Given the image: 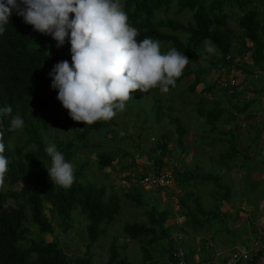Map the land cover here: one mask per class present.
I'll list each match as a JSON object with an SVG mask.
<instances>
[{
	"label": "trees",
	"instance_id": "1",
	"mask_svg": "<svg viewBox=\"0 0 264 264\" xmlns=\"http://www.w3.org/2000/svg\"><path fill=\"white\" fill-rule=\"evenodd\" d=\"M123 3L129 22L139 30V40L145 37L158 39L163 51L175 47L193 63L204 66L199 72L183 73L176 86L194 75V81L189 87V91L194 93L202 84L203 76L213 70L225 74L229 69H239L245 73L247 79L254 81L257 72L248 71L244 64H238V61L248 55L253 65L259 68V73L264 71V8H261L264 3L258 0H123ZM171 13L175 16L171 17ZM237 14H240V35H236L229 25L230 20ZM208 43L215 46V54L205 52V45ZM65 45H70L67 40L62 47ZM62 47L57 48L56 41L51 36L33 31L15 12L10 18V24L6 26L5 33L0 35V107L11 105L12 116L18 114L24 120L22 129L9 131L11 116L0 117V131L4 133L6 148L4 154L10 161L6 174L9 188L0 189V264H93V245L100 241L106 234L107 226L112 225L121 213V198L115 193L108 195L105 185L89 180V162L80 165L76 163L75 152L78 147L75 143H80L84 150L89 149L90 135L110 129L108 122L98 121L91 126L74 122L56 99L57 91L51 88L49 73L59 61L68 60L71 63V54L62 52ZM203 56H207V59H202ZM228 77L230 74H225L224 77L222 75L219 83L228 98L229 107L214 100L212 108L201 105L197 111L201 119H205L210 126V133L215 135L208 138L209 144L215 146L217 142H228L231 152L237 153L238 127L219 132L220 136L215 133L220 131V122L231 124L241 115L245 116V120H255L254 112H249V109L257 99L240 101L244 90H239L236 86L233 92H230V89L222 86ZM261 78L263 79L264 75ZM219 83L206 86L205 91L215 89ZM155 91L158 89L146 92L148 95H145V98H152ZM133 98L136 103H141L137 94ZM151 107L154 115H150V119L162 122L163 105L156 99V103ZM253 125H257V122ZM259 126L257 125L261 132H257L258 139L263 135V129ZM176 129L179 133L178 147L185 151L188 130L180 122L176 123ZM53 130L70 132L71 138L60 140L51 133ZM45 139L49 143H55L65 159L75 167V182L67 190L51 184L46 170V167L50 166V158L44 151ZM169 140V137L163 136V142L158 144L161 154L158 155L155 149V155H152L153 166L158 168L157 171L163 170L167 165L166 159L171 151ZM96 152L98 157L93 165L98 170L102 172L109 168L115 169L117 155ZM230 155L231 153H227V156L222 154L221 159H228ZM125 168L128 167L123 169ZM138 175L145 178L147 173L138 172ZM203 180L212 181L218 189L223 188L220 179L214 175L204 176ZM182 183L184 184V181L181 185ZM132 189L125 194L126 199H131L139 205L145 204L142 187ZM226 189L229 190L230 187ZM192 197L193 194L189 191L179 197L178 213L184 219L187 229L181 228L178 231L186 236L188 232H193L199 235L197 237H201L207 233V230H204L206 226L213 222L218 223L221 205L216 206V210L206 211L200 199L195 198V209H191L188 204ZM230 197L231 192H227L220 200L230 201ZM147 204L150 207V225L141 222L127 223L124 232L131 240L144 241L151 246L167 241L169 259H174L173 251L179 248L173 238V230L177 227L166 225L170 219V211L164 209L161 212L151 203ZM77 212L89 220L86 226L89 251L83 257L68 255L59 239L52 242L45 240L46 235L55 232V225L65 231L71 229ZM198 213L208 218L202 219ZM185 238L183 234L178 236L182 244L186 243ZM181 254L188 262L189 258L182 252ZM261 257L262 254L256 256L252 264H256ZM175 261H178V258ZM205 263L212 264L210 259H206ZM106 264H133L122 257L117 238L110 245ZM141 264L166 262L156 261L155 255L143 245Z\"/></svg>",
	"mask_w": 264,
	"mask_h": 264
},
{
	"label": "rangeland",
	"instance_id": "2",
	"mask_svg": "<svg viewBox=\"0 0 264 264\" xmlns=\"http://www.w3.org/2000/svg\"><path fill=\"white\" fill-rule=\"evenodd\" d=\"M258 1L264 3V0ZM261 8H264V6H261ZM170 16L174 17L175 15L171 13ZM239 18L240 14L234 15L229 22L236 35L242 33ZM61 49L62 52L70 53V45H65ZM238 64H244L248 71L257 72L254 81L247 79L245 73L239 69L236 71L229 69L225 73L235 74L239 78L238 89L245 91L241 94L240 101L250 98L257 99V102L249 109V112H254L255 120H245V116L241 115L231 124L224 121L220 122V131L215 133L220 136L219 132L227 131L235 126L238 127L237 153L231 152V146L228 142H217L215 146L209 144V139L215 135L210 133V126L205 119H201L197 111L201 105L212 108V101L214 100L229 107L228 98L222 92L221 83H219L222 75L224 77L225 74H220L215 70L203 76L202 84L194 93L189 91V87L194 81V75L187 77L180 85L170 89L166 94L159 92V90L155 91L152 98L146 99L145 95H148V93H141L137 90L133 97L137 94L141 98V103H136L134 98L127 102L125 111L108 121L109 131L101 130L90 135L88 138L89 149L84 150L81 148L80 143H75L78 147L75 152L76 163L80 165L88 161L90 164L87 167L89 180L92 183L105 185L108 188V195L115 193L121 198L122 209L120 215L112 225L107 224L106 234L97 244L93 245V264L107 263L110 245L115 238L119 241L122 257L133 264L142 263L143 245L147 246L151 253L155 255L156 261L169 264L170 259L167 251L169 244L167 241L164 240L160 245L151 246L144 243V241L131 240L124 232L127 223L141 222L150 225L148 214L150 207L147 202L156 206L158 211L163 212L164 209L170 211V219L166 225L177 227L176 230H173V238L174 240L177 239L175 242L183 255L189 258L187 259L188 264H206L205 260L208 257L211 261L228 264L231 262V254H233L230 247L237 245L238 240L241 242L239 250H245L250 246L248 250L251 251L252 258H256L259 254L261 246L251 245L252 237L255 236L251 230L256 229L255 232L259 228L262 233L264 232L263 222L259 224L261 220L259 215L261 214L262 220H264V212L261 210L263 213H260L258 209L260 214L258 212L254 214L255 208L253 205L256 207V204L251 199L246 201V204L251 207L253 212L245 213L246 211H242L243 204L238 203L241 200L234 199L233 192L241 189L245 184L246 189L255 187L258 193L264 196V159L261 157L263 150L260 147V141H257L259 138L257 132H261L257 125L264 121V78H261L264 71L261 74L259 73V68L253 65L249 55L242 58V61H238ZM203 67V65L191 62L183 73L188 71L199 72ZM215 82L219 83L218 86L206 92L205 87H210ZM154 94H156V97H154ZM156 99L160 101V105L162 104L164 108L162 122H156L149 117L154 115L151 105L156 103ZM255 121L257 125H253ZM177 122L186 126L188 130L185 151L179 148L177 144L179 139V133L176 129ZM259 127L263 129V137L264 127ZM205 131L207 132L205 133ZM51 133L58 136L60 140L71 138L70 132H54L53 130ZM163 136L170 138L169 148L171 151L167 156V165L164 167V171L173 173L175 176L173 187H150V184L147 185L144 179L139 177L138 172L140 174H150L157 171L158 168L153 166L154 160L151 158L152 155H155V149H157L158 155L161 154L158 144L163 142ZM100 145L101 147H99ZM96 151L117 155L118 162L115 169L109 168L102 172L98 170L93 165L98 157ZM227 153H231L228 156L229 158L222 160L221 155L226 154L227 156ZM124 167L128 168L123 169ZM240 170L243 171L239 173ZM245 171L248 172L249 178H243L244 176L240 178V174H245ZM213 175L220 179L219 181L223 185L222 189H218V186H215L212 181L203 180L204 176ZM127 176L133 178H127ZM250 179L256 180L255 184L250 183ZM182 181H184L183 185H181ZM257 182L259 184H256ZM138 186L142 187L144 191L145 204L143 205H139L137 202L125 197L127 191ZM4 187L9 188L6 180ZM227 187H230V189H226ZM187 191L193 194L188 204L189 208L195 209L193 201L198 198L206 211L216 210L221 205V215L217 218L218 223L212 221V224L206 226L204 230H207V233L201 236L202 239L197 240L196 237L199 235L188 232V236L185 238L186 243L181 244L182 240L178 239V236L180 234L186 236V234L177 231L185 227L184 219L178 213L180 210L179 197L184 196ZM227 192H231V202L225 201V199L221 201L220 199H223ZM248 194L246 193V195ZM156 198H158V201L155 202ZM232 201H235V204ZM225 204L227 205L223 207ZM198 215L202 219L208 218L200 213ZM75 216L76 220L71 229L65 231L60 226L55 225V232L46 235L45 240L52 242L59 239L68 255L83 257L89 251V240L86 236L88 235L86 226L89 220L80 212H77ZM239 217L240 220L237 219ZM33 233L36 234V231ZM251 235L253 236L251 237ZM259 243L261 244V242ZM123 245L126 247H123ZM179 249L178 251H180ZM219 253L221 254L218 255ZM248 263L249 261H247ZM259 263L263 264V261L258 259L256 264Z\"/></svg>",
	"mask_w": 264,
	"mask_h": 264
},
{
	"label": "clouds",
	"instance_id": "3",
	"mask_svg": "<svg viewBox=\"0 0 264 264\" xmlns=\"http://www.w3.org/2000/svg\"><path fill=\"white\" fill-rule=\"evenodd\" d=\"M13 12L33 31L51 36L57 48L66 40L70 44L71 63L62 60L53 66L51 88L68 116L84 125L111 121L125 111L137 90L168 93L192 62L175 47L163 51L158 39L139 40V30L129 22L123 0H0V35ZM205 52L215 54L216 48L208 43ZM230 77L237 78L235 74ZM12 111L11 105L0 107V117L11 116L9 131L22 129L23 118L12 116ZM44 143L51 184L69 189L75 182L74 165L55 143L46 139ZM5 150L0 131V189L9 171Z\"/></svg>",
	"mask_w": 264,
	"mask_h": 264
},
{
	"label": "crops",
	"instance_id": "4",
	"mask_svg": "<svg viewBox=\"0 0 264 264\" xmlns=\"http://www.w3.org/2000/svg\"><path fill=\"white\" fill-rule=\"evenodd\" d=\"M252 120V119H251ZM264 121H262L261 123H260V126H262V127H264ZM254 124H255V122H254ZM260 141V142H259ZM258 142L260 143V147H261V149L263 150V154H261V157H263V159H264V136L263 137H261L259 140H258ZM256 160V159H255ZM236 169H238V168H236ZM243 170H240L239 171V173H241ZM242 176H244L243 178H249V174H248V172H246L245 171V174H240V178H242ZM251 180V179H250ZM252 181V182H251ZM250 181V183H254L255 184V182H256V180H251ZM261 181V180H260ZM260 181H259V183H260ZM258 182L256 183V184H259ZM249 186H251V185H249ZM252 187V186H251ZM246 193H249L248 195H246ZM233 198L234 199H236L237 198V200L239 201V200H241V201H239L238 203H240V204H243V207H247L246 208V210H243L242 209V211H246L245 213H248V212H253V210L251 209V207L250 206H248L247 204H246V201H250L251 199L252 200H254V202H255V204H256V207L253 205V207L255 208L254 210V214H256L257 212L259 213V211H258V209L260 210V213H263L264 212V196L263 195H261L260 193H258V191H257V189L255 188V187H252V188H247L246 189V185L245 184H243V187L241 188V189H239V190H237V191H235V192H233ZM233 199V200H234ZM231 197H230V202H231ZM232 203L233 204H235V201L233 202L232 201ZM228 204V203H227ZM227 204H225L223 207H225ZM231 205V204H230ZM229 206V205H228ZM242 207V208H243ZM231 208V207H230ZM261 210H263V212L261 211ZM256 212V213H255ZM259 213V214H260ZM258 214V215H259ZM260 216V221H259V224H261L262 222V226H264V220H262V218L263 217H261V214L259 215ZM237 219H239L240 220V217L239 218H237ZM238 222V221H237ZM186 227V226H185ZM184 227V228H185ZM176 230V229H175ZM179 230V229H178ZM177 230V231H178ZM253 230V231H252ZM251 230V232H253L254 234L253 235H255V236H253V235H251V237L253 236V237H256V238H254L253 239V237H252V246H254V241L255 240H257V241H259V242H261V244H260V246H261V251L259 252V254H262V257L259 259L260 261H263V264H264V232L262 233V231H260L259 230V228H258V230L257 231H255L254 232V230H256V229H252ZM180 232V231H179ZM178 232V233H179ZM173 235H174V233H173ZM174 237V236H173ZM185 237H187V236H185ZM251 237H250V239H251ZM199 239H202L201 237H197V240H199ZM196 240V239H195ZM176 241H177V239H176ZM250 242H251V240H250ZM182 244V243H181ZM239 244H241V242L238 240L237 241V245H234L233 247H230L231 248V251L233 252V254L235 253V252H239V251H247L248 250V248L250 247H247L245 250H239L240 249V247H239ZM177 247H178V245H177ZM255 248V247H254ZM180 250V252H181V249H179ZM250 251V250H249ZM221 253H219L218 255H220ZM258 254V255H259ZM257 255V256H258ZM231 256H232V254H231ZM207 259H210L209 257L207 258ZM222 259V258H221ZM220 259V260H221ZM230 261V260H229ZM212 262V264H214L215 263V261H211ZM242 264H247V262H243ZM260 264V263H259Z\"/></svg>",
	"mask_w": 264,
	"mask_h": 264
},
{
	"label": "built area",
	"instance_id": "5",
	"mask_svg": "<svg viewBox=\"0 0 264 264\" xmlns=\"http://www.w3.org/2000/svg\"><path fill=\"white\" fill-rule=\"evenodd\" d=\"M239 81L235 77H229L223 81V87L226 89H230V92H233V88L238 85ZM174 175L173 173H169L163 170L156 171L155 173L147 174V176L144 178L145 183L148 185L150 184V187L158 186V187H173L174 182ZM243 210H246V207L243 208ZM254 245L259 246V241L255 240ZM174 259L178 258V261H175L174 259L169 260V264H187V262L183 259V256L180 251L175 250L173 251ZM231 262L228 264H240L243 261H249L252 262L253 258L250 255L249 251H239L232 254ZM214 264H226L225 262Z\"/></svg>",
	"mask_w": 264,
	"mask_h": 264
}]
</instances>
